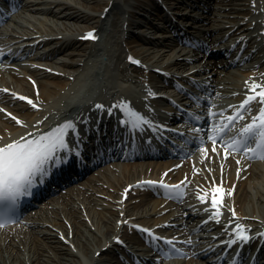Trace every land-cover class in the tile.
Here are the masks:
<instances>
[{"label":"bare ground","instance_id":"obj_1","mask_svg":"<svg viewBox=\"0 0 264 264\" xmlns=\"http://www.w3.org/2000/svg\"><path fill=\"white\" fill-rule=\"evenodd\" d=\"M166 1L173 6L174 1L178 0ZM201 1L206 2L211 9L200 15L202 20L197 26L187 30L203 35L210 32L212 35L206 36L205 39L215 44L220 42L218 48L222 46L227 52L232 42L239 40L241 45L247 40L246 44L249 46L244 53H251L250 59L242 66L238 64L236 68H226L232 58L219 61L224 68H219L210 58H207L205 66L215 70L217 76L225 72L226 77L230 79L226 82L227 85H240L244 78L253 73L249 67L261 65L264 69L259 44L253 39L250 29L254 19L249 15V20H245L250 13V0ZM110 2H113V10H122L123 19L120 25H112L108 32L107 24L101 20L100 14ZM211 2L216 8H212ZM257 2L260 7H264V0ZM26 8L24 24L18 31L11 33H17L12 37L15 40L13 44L20 47L17 56L27 57L14 62L15 67L2 71L0 85L20 88L31 94L33 89L26 76L37 77L40 89L37 97L42 100L43 109L31 110L26 104L3 92H0V103L25 118L30 128H33V123L38 120L43 121L42 124H48L83 107L89 109L90 102L97 99H111L118 95L137 98L142 90L139 79L146 75V72L145 69L127 67L125 55L123 56L127 50L137 53L151 66L161 65L172 75L182 73L184 64L182 60L168 64L175 55H195L187 53L184 49L179 50L175 39L172 38L173 29L168 24L169 21L163 22V28L155 26L151 36L145 37L144 32L133 33L136 29H151L150 24L153 25L152 21L156 20L147 17L151 10L162 12L154 0H30ZM126 20L128 25L124 27ZM87 26L104 27V40L100 43L79 41L78 35ZM177 26L178 23L174 28ZM182 29L184 28L181 27L177 31ZM224 35H228L227 41L224 40ZM142 37H145V42L139 43ZM35 40V48L27 46ZM255 47L257 50L252 52L251 49ZM37 63L47 65L51 69L34 66ZM55 69L63 72V76H57L53 72ZM72 75L73 80L70 79ZM149 75L152 84L163 87V81L155 79L154 73L150 72ZM28 129L16 126L0 111V132L3 135L13 133L19 136ZM171 164L170 161L122 163L119 170L106 168L98 174H91L80 183L82 186L70 189L62 195L60 202L53 203L33 218L28 230L16 233L0 231V264H114L117 258L116 244L108 247L100 257L95 259L94 255L97 249L112 242L110 236L116 230L117 220L137 216L144 222H155L161 218L156 214L163 209L160 208L162 201L155 200L148 207L153 214V217L148 219L144 216L147 212V202L142 200L135 206L141 209L136 213L130 212V207L133 206L130 201L137 196L127 201L126 208L119 209L118 205L121 203H118V191L136 179L160 174ZM203 172L208 177L220 175L217 168L211 172L204 169ZM227 176L231 183L235 181L233 168L227 171ZM222 177L226 179V171H223ZM235 182V200L237 196L240 214L264 220V163L252 164L249 171L242 173ZM192 203L186 202L181 206L183 213H187L189 217L198 212ZM123 211L125 216L120 215ZM165 215L163 219L174 216L169 219L175 222L180 220L174 212ZM69 232L73 233L72 238L68 236ZM60 233L65 234L67 240H62Z\"/></svg>","mask_w":264,"mask_h":264},{"label":"snow or ice","instance_id":"obj_2","mask_svg":"<svg viewBox=\"0 0 264 264\" xmlns=\"http://www.w3.org/2000/svg\"><path fill=\"white\" fill-rule=\"evenodd\" d=\"M252 3L255 6L256 0H252ZM93 31L87 33V36L95 38ZM129 59L133 58L130 56ZM135 62L140 63L139 60ZM255 76L254 73L253 77L245 81L244 98L236 104L218 107L211 98H206L203 103L207 104V109L204 110L203 115L198 112H188L189 118L196 124V127L191 131L196 134L194 138L199 140L202 160L213 159L221 149L225 158L232 153H243L244 156L251 159H264V74L259 80ZM2 90L4 92L9 91L8 89ZM148 94L149 96L157 95L151 89L148 90ZM238 94L233 93V95ZM14 95L27 101L34 108L40 107L28 96H22L20 93ZM193 103L199 107L201 98L195 96ZM254 105H258V110L248 119L246 114L253 112ZM94 107L99 110H106L109 115L112 114L113 109H119L121 111L119 123L129 127L133 132L137 129L143 131L146 125L152 128L157 127L154 121L134 108L131 102L127 100L114 102L111 106L96 103ZM0 111L6 112L9 117H13V113L8 112L7 109L0 108ZM14 119L19 125L27 127L23 119L19 117H14ZM240 121L247 122L238 124ZM36 123L42 124L43 121L38 120ZM81 123L87 127L90 123V117L77 115L72 119L63 120L46 132L37 131L35 135L31 132H25L24 135L11 139L9 142L0 143V226L14 222L12 217L23 197L32 196L34 190L48 179L55 170L70 163L74 157L82 155L81 146L78 143L81 139L79 127ZM159 127L164 128L165 125ZM69 137L72 139L71 144ZM208 142H211L212 155H209ZM218 144L219 148L217 147ZM242 158H237L238 164ZM223 167L221 164V173H223ZM208 171L211 172L212 169L209 168ZM239 174L240 168H237V175L239 176ZM185 181H187V176ZM142 183L160 185L165 189L166 195L176 194L177 198L186 194L184 181L177 184H167L161 179L148 180ZM224 194L225 189L222 180L221 183L213 184L210 189L203 191H200L198 186L197 195L202 203L207 202L210 196L212 214L209 219L220 220ZM208 210V208L205 209V211ZM231 211L233 216L237 215L234 207ZM135 227L149 234L150 242L162 253L163 257L170 258L173 255L186 256L188 254L183 248L178 247V243L181 242L178 241L177 237L159 236L153 229L144 228L141 225H135ZM249 227L237 223L233 229L235 236L228 243L235 244L237 241L249 240L251 238ZM115 239L119 241L120 237L117 236ZM182 243L190 245L192 241L189 239L182 241Z\"/></svg>","mask_w":264,"mask_h":264}]
</instances>
